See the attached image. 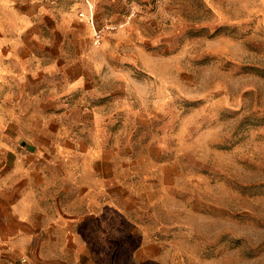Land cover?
Here are the masks:
<instances>
[{
  "label": "rangeland",
  "instance_id": "obj_1",
  "mask_svg": "<svg viewBox=\"0 0 264 264\" xmlns=\"http://www.w3.org/2000/svg\"><path fill=\"white\" fill-rule=\"evenodd\" d=\"M93 6L0 0V264H264V0Z\"/></svg>",
  "mask_w": 264,
  "mask_h": 264
},
{
  "label": "crops",
  "instance_id": "obj_2",
  "mask_svg": "<svg viewBox=\"0 0 264 264\" xmlns=\"http://www.w3.org/2000/svg\"><path fill=\"white\" fill-rule=\"evenodd\" d=\"M20 146L19 147H16V148H10L8 147L5 151H4V156H3V160H4V169H9L10 167H13V166H16L19 161H20ZM6 170H3V173L5 172ZM3 173L1 175H3ZM4 180V183H6V179L3 178ZM4 185H8L7 183L4 184ZM17 186V185H16ZM21 187V186H20ZM8 205V206H7ZM10 202L8 204L7 201H5V205L2 207L1 203H0V223L2 221L3 218H14V219H17V221L21 218L20 216V208L21 206L19 205L16 209H18L19 213L15 214V211L13 210V213H7L9 207H10ZM2 208H3V211L5 210V213H2ZM16 221V222H17ZM68 226V225H67ZM0 233L2 235L8 233L10 234L9 232H7L4 227L2 226L0 228ZM12 234H15V232H13ZM63 234H65V239H66V242H69L70 238L68 236V234L66 233V231L63 232ZM74 250V248H72ZM77 249V248H76ZM57 258H60V257H57Z\"/></svg>",
  "mask_w": 264,
  "mask_h": 264
},
{
  "label": "built area",
  "instance_id": "obj_3",
  "mask_svg": "<svg viewBox=\"0 0 264 264\" xmlns=\"http://www.w3.org/2000/svg\"><path fill=\"white\" fill-rule=\"evenodd\" d=\"M83 3H84V5H85V7L87 8V9H93V3L96 1V0H81ZM100 38V36L98 35L97 36V39H99Z\"/></svg>",
  "mask_w": 264,
  "mask_h": 264
}]
</instances>
